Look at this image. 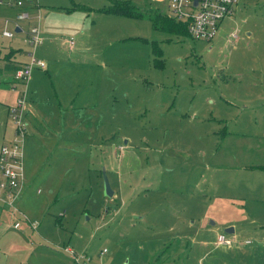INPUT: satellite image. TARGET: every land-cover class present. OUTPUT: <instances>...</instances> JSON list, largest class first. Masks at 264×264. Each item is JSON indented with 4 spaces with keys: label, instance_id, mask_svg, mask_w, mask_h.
Instances as JSON below:
<instances>
[{
    "label": "rangeland",
    "instance_id": "1",
    "mask_svg": "<svg viewBox=\"0 0 264 264\" xmlns=\"http://www.w3.org/2000/svg\"><path fill=\"white\" fill-rule=\"evenodd\" d=\"M24 1V31L0 32V143L18 94L5 70L32 49L29 26L46 70L25 105L28 220L4 214L0 264H78L63 245L85 264H264V0H238L210 40L104 10L127 1L184 23L168 0ZM11 13L0 6V30Z\"/></svg>",
    "mask_w": 264,
    "mask_h": 264
},
{
    "label": "built area",
    "instance_id": "2",
    "mask_svg": "<svg viewBox=\"0 0 264 264\" xmlns=\"http://www.w3.org/2000/svg\"><path fill=\"white\" fill-rule=\"evenodd\" d=\"M238 0H168V7L174 15L182 19L186 25L187 32L193 37L212 39L217 31L220 20L231 16ZM9 7L15 8L12 16L2 18L3 27L0 32L3 36L12 37L15 32L24 31L20 22L30 18L31 14L28 7L25 6L24 0H0ZM39 7V5H38ZM37 18H41V12L38 8ZM12 25L9 29L8 25ZM20 30L16 31V27ZM237 31L229 33L228 40L236 38ZM26 41L32 47L28 50L26 61L22 62L13 73V79L10 88L18 90V84L22 85L15 102L8 107V113L13 124L12 135L0 143V203L9 213L16 218L13 223L15 227L19 225L17 215L26 220V215L16 205V198L24 184V139L26 135V111L27 102V84L34 68H45L46 62L34 54L35 46L40 44L42 36L39 25L29 26L26 31ZM69 45L74 44V37L67 38ZM232 239L225 237L223 233L218 234L217 243L222 245L232 244ZM244 243H249L246 239ZM64 252H67L78 264L79 256L69 246H58ZM85 259V257H84Z\"/></svg>",
    "mask_w": 264,
    "mask_h": 264
},
{
    "label": "trees",
    "instance_id": "3",
    "mask_svg": "<svg viewBox=\"0 0 264 264\" xmlns=\"http://www.w3.org/2000/svg\"><path fill=\"white\" fill-rule=\"evenodd\" d=\"M104 10L106 12H113V13H118V14L129 15V16L148 17L153 21L155 28H158L164 31L179 32L181 30H184L187 32V28L184 23L177 24L175 21H173L169 17L159 12H150L148 10L139 9L127 1H124V2L123 1H111V4L105 7ZM232 243H234V241Z\"/></svg>",
    "mask_w": 264,
    "mask_h": 264
},
{
    "label": "crops",
    "instance_id": "4",
    "mask_svg": "<svg viewBox=\"0 0 264 264\" xmlns=\"http://www.w3.org/2000/svg\"><path fill=\"white\" fill-rule=\"evenodd\" d=\"M0 6H6L9 10H12L13 11V13H11V16L15 13V8H12V7H9L8 5H6V4H4V3H0ZM27 7V6H26ZM230 17V16H229ZM66 42H67V39L65 40ZM68 43V42H67ZM74 46V45H73ZM72 46L70 45V48H71ZM22 52L23 51H21V50H19L18 51V56H17V58H16V60H15V63H11L10 64V66L9 67H6V70L5 71H7V73H10V74H7V76L8 77H11V80L13 79V73H14V70H15V67H17V65L19 64V62L20 63H22V62H24V61H26V59L24 60L23 59V57H22ZM6 62H8V61H6ZM8 63H10V62H8ZM39 69H44V70H46V66H45V68H39ZM12 82V81H11ZM27 88H28V84H27ZM13 90V89H12ZM15 91H17L18 93H19V91H21L20 89H18V90H15ZM16 92V93H17ZM18 95V94H17ZM9 107V106H8ZM26 117L28 118V120L31 122V124H32V126H34V123H36L37 122V119H36V117L34 116V115H32V114H29V113H26ZM12 132H13V125L12 126H10V128L8 129V128H6L5 129V131H4V134H3V136H2V138H3V140H2V142L3 141H5V140H7L11 135H12ZM23 186H24V184H23ZM23 186H22V188H21V191H22V189H23ZM20 191V192H21ZM19 195H20V193L18 194V196H17V198H16V200L19 198ZM5 213H9V211L5 208V207H3L2 205H1V203H0V236H2V231H3V228H4V225H6V219H5V217H4V214ZM15 220H16V218H14ZM216 220H218L219 221V223L221 224V225H223L224 227H229V226H231V222H230V220H228L226 217H223V216H221V217H219L218 219H216ZM214 223H215V221H214ZM60 223H58V225H59ZM21 225H20V223H19V225L17 226V227H15L14 225H13V227L14 228H19ZM235 226V225H234ZM233 227V226H232ZM234 227H233V231L232 232H229V233H231L233 236H234ZM172 241H174V242H177L178 243V238L176 239V238H174ZM234 241V240H233ZM171 243V242H170ZM238 243H241V241H237V242H234V243H232V244H238ZM58 248H60V247H58ZM62 250V249H61ZM63 251V250H62ZM64 252V251H63ZM64 253H66V252H64ZM159 254L160 253H158L157 255L159 256ZM157 255L153 258V260H151V262H153L155 259H156V257H157ZM176 256H174V258H175ZM183 257V256H182ZM185 257V256H184ZM183 257V258H184ZM164 257H161L160 258V260H162ZM166 258V257H165ZM183 258H181V257H179V259H182L183 260ZM74 260V259H73ZM159 260V259H158ZM76 263V262H75ZM148 264H151V263H148ZM160 264V263H159ZM181 264V263H180Z\"/></svg>",
    "mask_w": 264,
    "mask_h": 264
},
{
    "label": "water",
    "instance_id": "5",
    "mask_svg": "<svg viewBox=\"0 0 264 264\" xmlns=\"http://www.w3.org/2000/svg\"><path fill=\"white\" fill-rule=\"evenodd\" d=\"M16 31H19L20 28L17 26L16 28ZM103 182H104V194L108 197H111L113 195V189L111 188L110 184H109V180L107 178V176L105 175V173L103 172ZM226 232H232L233 231V227L232 226H229V227H226L224 229Z\"/></svg>",
    "mask_w": 264,
    "mask_h": 264
}]
</instances>
